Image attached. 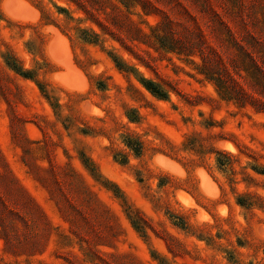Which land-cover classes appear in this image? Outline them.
Instances as JSON below:
<instances>
[{
	"label": "rangeland",
	"instance_id": "374dc122",
	"mask_svg": "<svg viewBox=\"0 0 264 264\" xmlns=\"http://www.w3.org/2000/svg\"><path fill=\"white\" fill-rule=\"evenodd\" d=\"M0 264H264V0H0Z\"/></svg>",
	"mask_w": 264,
	"mask_h": 264
},
{
	"label": "trees",
	"instance_id": "16d2710c",
	"mask_svg": "<svg viewBox=\"0 0 264 264\" xmlns=\"http://www.w3.org/2000/svg\"><path fill=\"white\" fill-rule=\"evenodd\" d=\"M143 81V80H142ZM144 86L150 90L153 94H155L158 97L165 98L166 94L164 91H162L160 88L155 86L152 82L146 81L144 82Z\"/></svg>",
	"mask_w": 264,
	"mask_h": 264
}]
</instances>
